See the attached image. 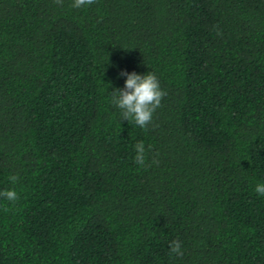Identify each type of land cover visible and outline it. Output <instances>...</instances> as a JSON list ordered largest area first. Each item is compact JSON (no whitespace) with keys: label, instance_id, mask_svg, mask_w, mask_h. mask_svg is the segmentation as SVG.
I'll use <instances>...</instances> for the list:
<instances>
[{"label":"trees","instance_id":"obj_1","mask_svg":"<svg viewBox=\"0 0 264 264\" xmlns=\"http://www.w3.org/2000/svg\"><path fill=\"white\" fill-rule=\"evenodd\" d=\"M72 3L0 0V264H264V0Z\"/></svg>","mask_w":264,"mask_h":264},{"label":"clouds","instance_id":"obj_2","mask_svg":"<svg viewBox=\"0 0 264 264\" xmlns=\"http://www.w3.org/2000/svg\"><path fill=\"white\" fill-rule=\"evenodd\" d=\"M95 0H73V8H81L87 5H92ZM57 5H62L63 0H54ZM217 35H221L217 26ZM121 76L126 77L123 89L113 91L112 103L121 109L122 120L133 121L139 128L147 130V125L151 123L153 113L161 107V100L166 96V92L161 89L158 78L155 74L148 72L145 75H140L135 72H121ZM151 146H149L150 148ZM135 157L134 162L140 166L145 165V145L140 141L134 145ZM153 163H157L153 161ZM9 180L15 184L18 177L13 175ZM254 191L261 196H264V184H257ZM0 196L10 202H15L19 199L17 192L12 190H4L0 192ZM7 211V209H5ZM170 256H183L181 242L173 240L169 243Z\"/></svg>","mask_w":264,"mask_h":264}]
</instances>
